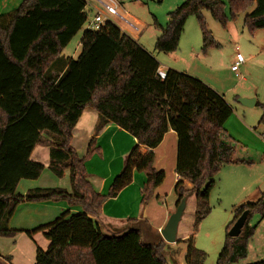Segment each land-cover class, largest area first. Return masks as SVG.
Segmentation results:
<instances>
[{
	"label": "trees",
	"instance_id": "1",
	"mask_svg": "<svg viewBox=\"0 0 264 264\" xmlns=\"http://www.w3.org/2000/svg\"><path fill=\"white\" fill-rule=\"evenodd\" d=\"M253 4L243 19L249 33L264 30V0H183L168 13L154 49L174 53L189 16L198 22L202 52L217 48L202 12H209L225 28ZM83 10L82 0H23L0 18V238L17 233L8 227L17 206L65 202L81 212H64L38 227L48 246L36 249L34 264H167L160 237L143 242V222L127 220L134 225L107 235L95 218L106 200L131 184L134 172L145 174L140 205H147L164 180V173L153 168L152 151L171 130L177 139L175 174L180 179L173 187L174 209L192 194L197 204L195 220L202 219L208 213L205 206L215 177L233 162L235 147L224 129L232 112L220 95L196 78L168 70L161 79L157 62L109 24L96 33L84 32L77 58L65 63L60 77L46 78V71L84 26ZM87 108L98 115L95 133L111 123L136 141L105 195L95 191L84 168V161L99 152L95 139H90L82 158L70 145L73 128ZM261 109L258 125L264 129V105ZM37 146L49 149L47 169L54 176L68 171L69 193L35 188L16 194L21 180H36L44 170L30 159ZM140 146L148 150L145 155ZM245 211L249 214L239 236H228ZM253 215L264 217L262 195L233 208L216 264H237L246 258L255 232V226L249 225ZM185 263L202 264V254L190 244ZM253 264H264V259Z\"/></svg>",
	"mask_w": 264,
	"mask_h": 264
},
{
	"label": "rangeland",
	"instance_id": "2",
	"mask_svg": "<svg viewBox=\"0 0 264 264\" xmlns=\"http://www.w3.org/2000/svg\"><path fill=\"white\" fill-rule=\"evenodd\" d=\"M121 1L123 9H121L119 14L125 17L129 15L142 25L139 35L135 38L137 30L120 23L121 27L129 32L134 30L131 33V39L148 50V52H155L160 57L170 60H173L171 57H174L178 63L176 65L178 68H183L182 63L184 61L188 62L191 65V73L200 76V78H205L203 80L211 84L213 90L223 96L225 102L233 111L226 120L224 127L228 136L233 140L235 153L256 163L249 166L248 169L250 170H247L254 173L256 177H251V175L246 173H238V176L244 178L245 183H248L244 186L245 189H241L242 186L232 185L228 180L230 173H227L226 166L221 168L215 177L213 188L209 193L208 202L205 206L208 213L199 221L195 220L197 204L194 196L189 194L187 196V204L178 224L177 239L186 234L188 236L181 242L177 241L174 245L168 244V248L165 250L167 264H186L185 256L189 244L196 252L202 254V264H216L224 242L225 227L232 219L233 206L237 205L236 202L241 198L239 196L250 197L248 202H254L262 195L264 200V163L261 162L264 154V139H262L264 129L258 125L262 114L261 106L264 105V30H256L253 33H249L243 26L244 16L254 8V4L248 7L245 12L240 13L234 20H229L225 28H222L214 21L209 12L203 11L202 16L206 27L211 32L213 40L218 44V47L210 48L206 53L202 52L201 32L198 22L194 16H189L185 22L183 33L179 38L177 50L174 53L164 54L155 51V39L160 35L161 30L165 28L168 13L174 11L183 0ZM225 13L228 16V9H225ZM92 17L93 11L87 10V21H90ZM130 21L135 27V22L133 20ZM84 32L85 25L46 71V78H52L53 71L58 70L62 64H65L70 59L75 60L77 58ZM235 47H237L238 52L243 57V63L237 73L238 77L230 72L231 62L236 55ZM191 52L199 54V57L190 61ZM241 98L254 99L256 105L251 108L244 107L238 102V99ZM252 129L255 130L252 131ZM78 131L79 128L74 132L72 145L80 150L83 139L81 132L79 133ZM112 134L118 148H123L129 143L128 136L126 137L120 132H113ZM86 148L82 157L86 153ZM87 160L84 161V164ZM98 171L102 172V169L97 168L96 172ZM171 176L168 173V179L163 183L161 194L167 192V186L172 179ZM61 177H57L59 186L65 184L70 189L69 174L64 179ZM258 177L260 178L258 179ZM246 179H248V182H246ZM185 186L187 187L186 184ZM173 199L176 200V197L172 191V194L170 193L167 198L162 195L158 202L156 201V205L158 207V204L161 205L162 203L163 208H165L171 205V200ZM59 214L61 215L62 212ZM249 225L255 226V232L248 242L246 258L237 264H253L264 259V218L261 220L259 215H253L249 220ZM37 229L38 227L32 229L29 232L31 233L30 235L27 234L28 232L21 233L17 231L13 238H0V255L3 258L7 257L10 264H34L36 249L45 250L48 246V241ZM149 237L151 238L143 237V242L152 243L155 241L153 232ZM189 238H191L190 243L187 241Z\"/></svg>",
	"mask_w": 264,
	"mask_h": 264
},
{
	"label": "crops",
	"instance_id": "3",
	"mask_svg": "<svg viewBox=\"0 0 264 264\" xmlns=\"http://www.w3.org/2000/svg\"><path fill=\"white\" fill-rule=\"evenodd\" d=\"M23 0H0V18L7 16L12 11L16 10L20 3ZM122 8V1L119 0ZM179 2V1H178ZM177 3V2H176ZM123 16V15H122ZM125 17V16H124ZM126 18H130L135 22L137 33L135 34V38L139 35L141 31V23L131 16L126 15ZM134 30H131L130 33H133ZM140 46V45H139ZM145 52H147L158 64V72L159 73H166L168 70L184 74L193 78L204 82L208 85L212 90L213 86L208 84L205 78H200V76H196V74L190 72L191 65L184 61L183 68H178V63L171 57L173 60L165 59V57H160L159 54H155L152 52H148L145 48L140 46ZM199 54L195 52H191L190 54V61L197 59ZM235 60V59H234ZM234 60L231 62V65L234 63ZM61 65L60 68L56 71H53L51 77H60L62 72L64 71V66ZM242 65V64H241ZM52 66V65H51ZM50 66V67H51ZM231 72V71H230ZM235 76L238 77L237 73L231 72ZM213 83V82H211ZM215 91V90H214ZM218 95H220L217 91H215ZM222 98L223 96L220 95ZM224 99V98H223ZM225 101V100H224ZM256 105V101L255 104ZM231 109V108H230ZM231 112H233L231 110ZM232 114V113H231ZM98 122V115L97 113L91 109L87 108L81 114L78 122L76 123L75 127L72 131V138L70 145L76 151L77 157L81 158L83 153L85 152L86 144L91 139H95V146L99 149L98 153L93 154L84 164V168L87 174V179L95 191L99 195H105L107 190L112 182L113 177L120 173L123 167V162L131 148L136 144L135 139H133L129 134L119 129L114 124H107L105 125L99 132L95 133V126ZM81 125V126H80ZM79 128V133L81 132L82 135V144L80 145V150L75 148L72 145L74 140V132L76 129ZM225 129V127H224ZM251 130V128H249ZM255 129H252V131ZM120 132L124 134L128 138V144L123 148H118V145L113 140V132ZM227 132V130L225 129ZM78 136H80L78 134ZM85 143V144H84ZM85 145V146H83ZM177 146V139L176 135L173 131H168L161 143L152 151L153 152V168L156 171H161L164 173V180L162 184L154 190L153 197L151 200L145 205L144 207L140 205L141 199V191L146 181V177L144 173L134 172L132 176V182L130 185L125 187L115 198H110L104 202L101 208V214L95 218L98 225L101 227L102 231L107 234H117L123 231L124 229L133 226L132 224L127 223V220H136L137 222L142 223V236L149 237L152 232L155 234V241L158 240V237L161 238L159 232L165 226L167 219L171 213L174 212V203L175 200H171V205L166 206L163 208V204L156 205V201L164 195L167 196L173 191V187L180 179L175 174V164H176V147ZM139 152L142 155H145L148 150L140 146ZM82 153V154H81ZM79 155V156H78ZM45 157V158H44ZM30 159L34 162L40 163L44 166V170L36 180H21L16 188V194L23 195L28 190L35 189V188H58L61 187L70 192L68 185L63 184V186H59V179L53 176L50 171L47 169L49 164V149L47 147H40L37 146L31 153ZM43 159V160H41ZM233 162L230 164L225 165L227 168V173H230L228 176L229 182L232 185L237 187L242 186L241 189H245L248 183H245L244 178L238 176V173L247 175H251V177H256L254 173H251L248 169L249 166L255 165L256 163L249 160L248 158H242L240 154L234 152L232 157ZM259 161V160H258ZM261 162L264 163V154L262 155ZM224 167V166H223ZM222 167V168H223ZM102 169V172H96V169ZM242 168V169H238ZM48 172V173H47ZM250 172V174H249ZM168 173L171 174V181L170 184L167 186V192L164 194L162 193V186L163 183L168 179ZM68 171L65 170L62 174L61 178H66ZM43 176V177H42ZM260 177H258L259 179ZM255 181V178H254ZM248 182V179H246ZM187 187H190L188 183H185ZM19 191V192H17ZM239 196V200L236 202L237 205L234 207L240 206L244 203L248 202V197ZM236 199V197H235ZM257 200V199H256ZM255 200V201H256ZM163 201V200H162ZM187 204V199L185 202V206ZM69 212V213H80L81 209L79 207H69L65 203H53V202H45V203H24L15 209L13 216L9 220L8 227L10 230L13 231H20L21 233L31 232L32 229L36 227H40L43 225H47L52 223L55 219L59 217V213L62 212ZM232 216V213H231ZM264 218V217H263ZM261 218V220L263 219ZM176 233V242L182 241L184 238H187V234L182 236L180 239H177ZM8 239V238H5ZM162 239V238H161ZM165 243V242H164ZM175 244V243H174ZM170 244V245H174ZM168 243H165L164 251L167 250ZM2 260V263H1ZM166 260V257H165ZM0 264H10L7 257L0 255Z\"/></svg>",
	"mask_w": 264,
	"mask_h": 264
},
{
	"label": "built area",
	"instance_id": "4",
	"mask_svg": "<svg viewBox=\"0 0 264 264\" xmlns=\"http://www.w3.org/2000/svg\"><path fill=\"white\" fill-rule=\"evenodd\" d=\"M84 3V13H85V32L96 33L99 32L106 24L117 27L121 33L131 37V33L121 27L120 23L128 25L133 29H136L130 20L126 17L120 15L121 4L119 0H82ZM138 1V0H135ZM87 10L93 11V17L90 21H87ZM119 23V24H118ZM235 60L234 63L230 66V71L234 73L239 72V68L243 63V57L238 52L237 47H235ZM158 76L162 79L164 78V73H159ZM264 139V135H262Z\"/></svg>",
	"mask_w": 264,
	"mask_h": 264
},
{
	"label": "water",
	"instance_id": "5",
	"mask_svg": "<svg viewBox=\"0 0 264 264\" xmlns=\"http://www.w3.org/2000/svg\"><path fill=\"white\" fill-rule=\"evenodd\" d=\"M238 102L242 106L247 107V108H251L255 104L254 99L241 98V99H238ZM185 202H186L185 198L181 199L178 206L175 208L174 212L169 215L165 226L159 232L162 240L165 243H168V244L176 243L177 228H178V224L180 222L182 213L185 209ZM248 214H249L248 211H245L244 213L241 214V216L234 222V224L228 231V236L230 237L239 236L241 229L248 217Z\"/></svg>",
	"mask_w": 264,
	"mask_h": 264
}]
</instances>
